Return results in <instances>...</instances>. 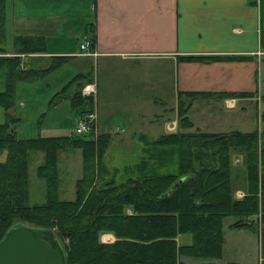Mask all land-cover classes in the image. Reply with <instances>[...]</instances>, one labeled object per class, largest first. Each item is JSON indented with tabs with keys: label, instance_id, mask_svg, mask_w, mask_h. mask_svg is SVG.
<instances>
[{
	"label": "trees",
	"instance_id": "1",
	"mask_svg": "<svg viewBox=\"0 0 264 264\" xmlns=\"http://www.w3.org/2000/svg\"><path fill=\"white\" fill-rule=\"evenodd\" d=\"M2 9L0 0V44ZM86 33L92 49L95 35L91 23L86 25ZM12 47L11 55H0V107L4 110L0 122V239L13 222L20 221L51 230L63 250L64 264H186L182 257L214 264L212 260L222 257L223 220L232 217L228 228L261 223L255 232L259 264H264V146L259 131H184L192 127L186 116L190 104L182 107L178 100L175 132L145 138L141 157L127 176L118 181L114 176L106 178L102 163L109 141L106 133H98L95 140L92 135L16 137L17 118L8 113L15 82L36 79L67 57L53 56L43 69H24L20 55L44 51L42 37L16 34ZM81 78L87 79L88 74H75L61 88L75 82L69 101L78 116L92 109V97L79 93ZM178 95L193 98L199 94ZM259 118L264 127V111ZM68 147L80 152L81 175L74 182L73 198L59 199L56 155ZM29 151L42 153L36 174L45 182L43 202L31 205ZM231 151L244 153L245 184L240 198L234 196L238 187L232 185ZM102 233L111 234L113 240L102 242ZM184 236L187 241H181Z\"/></svg>",
	"mask_w": 264,
	"mask_h": 264
},
{
	"label": "crops",
	"instance_id": "2",
	"mask_svg": "<svg viewBox=\"0 0 264 264\" xmlns=\"http://www.w3.org/2000/svg\"><path fill=\"white\" fill-rule=\"evenodd\" d=\"M44 1L35 0L40 7ZM24 2L13 0V6L18 5L16 16L11 15L13 36H40L44 41V51L20 55L24 69H43L53 56L76 53L79 43L87 39L86 25H93V54L68 59L85 57L95 67L94 80L91 64L77 73L88 74L82 84H94L99 132L112 128L103 118L98 120L101 111L104 117L116 108L110 96H102L105 89L111 92L112 84H118L123 94L137 95L138 85L145 92L157 81L162 96L172 95L175 101L179 92H195L198 98H210L226 109L252 99L257 108L261 106L256 96L264 94V0H81L80 13L70 18L42 9L39 15L27 17L21 11ZM5 52L11 55L12 45ZM138 67L143 71L138 72ZM154 69L159 71L156 77ZM135 102L137 110L144 112ZM121 105L115 115L122 126L131 124L128 108Z\"/></svg>",
	"mask_w": 264,
	"mask_h": 264
},
{
	"label": "rangeland",
	"instance_id": "3",
	"mask_svg": "<svg viewBox=\"0 0 264 264\" xmlns=\"http://www.w3.org/2000/svg\"><path fill=\"white\" fill-rule=\"evenodd\" d=\"M24 1L21 11L27 17L39 15L37 13L41 12L40 10L42 9L43 12H57L70 18L75 16L76 13H80V9H82L80 7L81 0H78V2H76L77 0H45L46 4L41 7L35 0ZM76 4L77 8L75 7ZM11 5L13 6V0H3V42L0 44V55L3 56H6L5 50H9V47L11 48L12 45L11 39L14 32L11 30V15H14L13 13L15 12L16 16L18 11V5L14 3L13 12L11 13ZM66 42L68 43V41ZM3 46L5 50L2 48ZM25 55L31 54L26 53ZM74 55L77 54H65L64 56L67 57L65 61L36 79L15 82L13 105L8 109V113L12 117L17 118L14 124L17 138L26 139L38 135L41 137L75 136L73 129L78 115L74 111L75 108L71 107L69 98L74 92L76 85L75 82H72L66 88H61L77 74V71L83 70L86 65L91 64V61L80 56L68 59ZM49 64V62L46 63L44 67H47ZM22 68H24L23 64ZM137 70L138 72L143 71L140 67ZM148 71L151 72V70ZM152 72L153 76L156 77L159 71L154 69ZM90 75L94 80L95 67L92 64L90 66ZM83 79L85 78H81L80 82H83ZM156 82L149 85L145 92H143V89L140 91V85H138L137 95L134 93L123 94L124 91L120 90L118 84H112L110 93L105 89L104 95L102 94L103 98L106 95L109 99L110 96V102L114 103L113 106L116 107L114 111L107 110L104 117L103 111L99 110V113L101 111V116L98 117V120L100 121L103 118V121L106 122L105 124L110 125L112 128L108 127L106 132L103 130V132H99L97 124L95 132L92 133L94 140L98 133L108 134L109 141L102 154V163L108 173L106 178L114 176L118 181L127 176L130 168L136 165L141 157L142 144L146 141L145 138L154 139L160 134L175 132L178 126L177 105L179 102H181L182 107L190 104L186 110V116L192 123V127L184 129V131H194L197 129L202 132H229L233 130L249 132L256 129L261 133L259 142L264 146V127L259 118L260 113L264 111V97L262 95H259L260 97L256 96V100L261 101V106H258V108L252 99L240 102L235 109H226L220 102H215L207 97L198 98L195 96L191 98L183 95V97H179L175 101L172 95L164 93V96H162L163 91L160 92L158 90L160 84ZM2 84L3 73L0 70V89L2 88ZM100 84L101 79L100 75H98V86ZM132 97L133 99L130 100ZM136 100L139 102L140 107L145 109L144 112L142 109L137 110ZM110 102H105L106 106H109ZM94 104L93 96L92 110L95 112ZM121 104L128 108L127 114L133 119L131 124L122 126L120 124L122 120L115 115V109L118 110L117 106H122ZM79 108L83 107L79 106ZM142 112L144 115L142 117L138 116ZM3 120L4 110L0 107V122ZM241 154L244 153L241 151H231L229 153L232 185L238 187L234 191L236 198H240L243 195L242 187L245 184ZM42 160L41 152H28L27 179L28 203L30 205L41 203L44 200L45 182L43 178L36 174V167L42 163ZM56 160L58 177L57 196L59 199H72L74 196V182L81 175L80 152L76 148L68 147L57 152ZM126 211L128 212L127 209ZM232 220V217H227L223 220L222 257L214 259L212 262L214 264H221L222 262L259 264L258 237L255 231L259 230L261 223L257 222V225L251 223V227L249 228H228L227 224ZM182 238L181 241H187V237L184 236ZM100 239L102 242L113 240L109 233H102ZM182 260L186 264H203L207 262L204 259L188 257H182Z\"/></svg>",
	"mask_w": 264,
	"mask_h": 264
},
{
	"label": "water",
	"instance_id": "4",
	"mask_svg": "<svg viewBox=\"0 0 264 264\" xmlns=\"http://www.w3.org/2000/svg\"><path fill=\"white\" fill-rule=\"evenodd\" d=\"M0 264H64V253L51 230L15 221L0 239Z\"/></svg>",
	"mask_w": 264,
	"mask_h": 264
},
{
	"label": "built area",
	"instance_id": "5",
	"mask_svg": "<svg viewBox=\"0 0 264 264\" xmlns=\"http://www.w3.org/2000/svg\"><path fill=\"white\" fill-rule=\"evenodd\" d=\"M74 54L77 55H91L93 54L89 48L88 39H83L78 45V51ZM79 93L82 97L95 95V88L93 83H84L79 88ZM96 114L94 110L85 112L84 114L78 116L74 123L73 134L74 135H92L95 131Z\"/></svg>",
	"mask_w": 264,
	"mask_h": 264
}]
</instances>
